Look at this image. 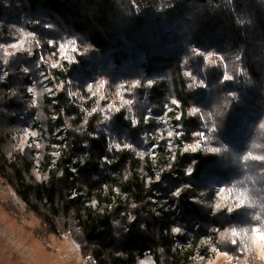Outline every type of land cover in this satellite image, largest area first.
<instances>
[{"label": "trees", "instance_id": "trees-1", "mask_svg": "<svg viewBox=\"0 0 264 264\" xmlns=\"http://www.w3.org/2000/svg\"><path fill=\"white\" fill-rule=\"evenodd\" d=\"M22 12L33 28L13 21ZM7 46L11 80L3 84L0 78L1 173L43 214L50 232H72L86 264H134L146 251L157 264H194L199 235L190 247L179 248L173 231L180 222L184 232L178 238L188 241L192 211L186 210L183 219L166 212L160 216L151 202L146 178H154L157 167L163 176L178 174L175 185L191 184L182 189L179 202L186 208L191 204L200 226L220 229L225 251L233 256L228 264H264L253 242L255 228L264 234V0H0V52ZM44 52L55 64L59 53L79 56L68 76L74 93L82 96L71 97L67 86L57 103L45 96L42 111L57 116L55 123L45 122L51 144L61 145L54 132L62 127L68 136L55 167L51 155L42 160L47 179L40 185L32 171V150L17 163H9L7 154L9 138L27 123L11 112L12 107L27 109L29 79L18 70L29 56L40 61ZM77 64L86 67L83 74L77 72L81 77L74 76ZM85 75L95 78L94 99L102 105L106 97L118 99L112 91L123 86L134 104L148 93L147 107L157 115L178 119L165 109L176 106L184 124L181 144L188 146L170 165L164 148L156 162L127 150L110 155L101 114L89 115L91 104L83 101L90 98ZM125 115L114 112L115 119ZM84 124L88 131H80ZM105 157L111 159L110 172L100 169ZM187 164L193 166L191 174L184 171ZM68 165L78 168L77 175ZM216 185L224 186V198L217 216L209 217V193ZM116 186L125 198L115 193ZM195 190L208 193V203L195 206ZM129 212H135L133 223ZM125 225L133 229L129 236L122 232ZM233 231L240 235L232 236Z\"/></svg>", "mask_w": 264, "mask_h": 264}, {"label": "rangeland", "instance_id": "rangeland-1", "mask_svg": "<svg viewBox=\"0 0 264 264\" xmlns=\"http://www.w3.org/2000/svg\"><path fill=\"white\" fill-rule=\"evenodd\" d=\"M52 46V45H50ZM66 49H72L69 46H67ZM8 50L6 47H3V51ZM82 52V53H81ZM81 53V54H80ZM2 54V53H1ZM79 56L84 54L83 51L78 52ZM4 56V53L2 54V57ZM59 61H67L70 64L77 63L79 56L74 57H64L63 54L59 53ZM48 58V57H47ZM51 58V57H50ZM5 59V57H4ZM9 60V59H8ZM49 60V59H48ZM52 62H55L51 58ZM29 60L27 59V62ZM3 62V61H2ZM49 63H47V66H49ZM79 65V64H77ZM32 67V73L36 74L35 69L33 68V65L30 64ZM61 66V65H60ZM54 68H57L59 66H56L53 64ZM86 69V67H83V69ZM81 69V72L83 74L84 70ZM60 70V69H59ZM38 74V73H37ZM1 75V71H0ZM78 77H81L80 74L77 75ZM58 86V90L61 91L65 86L69 87L70 96H76L79 93H74L72 86H74L75 82L72 78L68 80V82H64L60 85V83H56ZM96 84H86V90L88 93H90V98L88 102L91 104V111L89 115H91L94 111H99L101 114V120H104L106 124V128H102L103 131L107 132V134L111 137L112 141L114 142V150H127L131 152H136V156H145L147 151V131L144 133L143 136H135V133L132 134L129 130V128L124 124L121 123L119 120H115L114 118V112H121L124 111L127 113L128 117L126 118L125 123H129L132 125L131 130L135 127L138 129L139 127L142 128V131L144 132V128L139 125L138 117H141V115L144 114L147 110V103L142 102L140 99V96H138L137 103H131L130 100H128L127 91L123 88V86H115L112 93L120 94L118 99H110L109 97H106L105 99H108L107 105L101 104V99L99 97L95 100L94 95L96 94L95 91ZM97 88V87H96ZM55 89V87H54ZM47 91H51L52 88L46 89ZM55 89V91L52 93L56 97L57 93L59 92ZM45 93L44 90H40L38 93V107L37 112L38 118L41 120V122L44 124V133L41 137V144H40V158L37 147L34 148H28L25 151V154L22 155L24 158L28 154V150H32L33 153V164L34 169L33 175L35 177V182L42 185L46 181V174L40 170V167H38V160H40V164L45 156L51 155L52 147L51 144V135L49 134V128L45 125L46 119L48 118V113L44 114L42 111L43 106L45 105ZM82 96V94H79V98ZM84 101V99H83ZM25 105L27 107V110L31 112V106L30 103L25 99ZM141 108V109H140ZM180 116V115H179ZM32 118L27 119V123L24 124L23 128L21 130H17L16 132L21 133L19 134V138L17 143L12 142V137L9 138L8 146L10 148V152H8L9 155L15 154L16 155V149H23V147H28L29 140L28 136L29 134H24L23 132L26 131V126ZM177 122L175 124H172L170 122H166L165 124L161 121L159 123H155V127L152 128V130L159 128L160 130H156L157 134L159 135L158 140L161 142L162 147L166 145V150H173L176 149V144H179L181 142L180 138L185 133L184 130V124L176 119ZM80 131L84 130L86 131L87 128L84 125L79 126ZM33 131V130H32ZM155 132V133H156ZM35 134V133H33ZM123 138H126L125 145L120 144V140ZM121 138V139H120ZM205 142V139H203V142ZM188 145H183L182 149H185ZM151 148L148 146V152H151ZM36 152V153H35ZM8 157H12L9 156ZM154 154L152 153V156ZM21 156V155H19ZM140 158V157H139ZM170 167H168L169 170ZM193 171V166H191L190 174ZM189 173V171H188ZM162 179V178H161ZM2 180V181H1ZM168 181V182H167ZM0 183L2 184V190L0 196V264H86V259L82 253V246L80 242L77 241V239L74 238L71 231L68 230H59L57 234H54L50 232L46 224H44V220L42 217V213L34 208V205L30 204V209H28L24 203L22 198L17 194L16 189L13 187L11 181L6 178L0 170ZM157 185L160 186L159 191H155V189L152 191V194H155V198L151 199V202L155 203H161L165 204L166 206L169 205L167 203V195L173 192L174 196H179L180 193V185H175L173 181L166 180L165 182L160 180V182H156ZM182 186V185H181ZM224 191L225 188L222 185H216L212 190L210 194H213V198L211 199V203H209L208 207L209 215H213L216 217L219 205L221 201L224 198ZM182 192V190H181ZM200 192V191H199ZM194 191V194L197 195L196 197V203L194 202L195 206H200L199 201L207 202L210 200V196L205 194L204 192ZM210 192V191H209ZM19 196V197H18ZM165 198V199H163ZM174 198V197H173ZM172 200H175L173 199ZM178 208L176 209V215H179V210L182 209L181 203H177ZM204 206V205H202ZM162 207V206H161ZM171 207V206H168ZM172 210H175L174 205L172 206ZM184 215H186V211H184ZM192 216V215H191ZM129 223H133L136 220L135 212H132V218L127 219ZM79 224V223H78ZM77 224V225H78ZM128 226H123L122 232L126 234V228ZM131 233L133 231L132 227ZM175 228H179L180 231L176 232L174 231V234H182L184 232V225H181L180 222H178V226ZM174 228V229H175ZM210 226L204 225L202 232L200 233L202 237V246L201 249L204 253H209V259L202 260V256L198 255L197 260L195 261V264H228L232 259L233 256L229 252L225 251L223 242L221 240V232H218L214 229H209ZM79 229V228H78ZM257 228L254 229L253 234V242L255 245V251L257 254V258L264 260V241H261L258 239L257 236ZM207 234V235H205ZM209 234V235H208ZM215 234V235H214ZM218 234V235H217ZM262 234V233H261ZM206 237H205V236ZM216 236V241L212 244L209 243V237ZM180 242V240H178ZM223 247L221 248V246ZM206 251V252H205ZM138 264H154V261L149 257H143L138 261Z\"/></svg>", "mask_w": 264, "mask_h": 264}, {"label": "built area", "instance_id": "built-area-1", "mask_svg": "<svg viewBox=\"0 0 264 264\" xmlns=\"http://www.w3.org/2000/svg\"><path fill=\"white\" fill-rule=\"evenodd\" d=\"M13 21L16 22L17 24H24L25 26L27 25L29 28H33L32 27L33 26L32 19L26 13L22 12L19 16L14 17ZM18 41L21 43L22 39L19 38ZM8 47L9 46H7V49H8ZM24 50H25L24 52H26V54H31V52L28 51L27 48H25ZM78 52H79V50H78ZM3 53H4V56L2 57ZM3 53L1 54V52H0V62L2 64L0 78H1V82L3 84H9V81L11 80V76H10L9 70L7 69L6 65L8 63L9 57L12 55V51H10L8 49V50L3 51ZM4 57H5V59H4ZM48 62H50L49 66H47ZM30 64L33 65V68L35 69L36 74L32 73V67L30 66ZM53 64H55V63L52 62L51 58H49V57L47 58V53L44 52V54L41 55L40 61L35 59V57L32 56V55L29 56V61L28 62H22L21 66H20V69L18 70V73L24 74L29 79V85L27 87V91H26L27 93H26L25 99L30 103V106L34 110L33 111L31 110V112H29L27 109L19 110L17 107H12L11 108V112L13 113V115L16 118H19L20 120H23V121H25V120H27L29 118L30 119L32 118V120L26 126V131L23 132L26 135L29 134V136H28V140H29L28 147H23V149L17 148L16 149V155L15 154L9 155L10 153L7 154V159L9 160V163H17L19 158L23 157L22 155L25 154L26 149L34 148V147L38 148V151H36V152L39 153V157H37V159L40 158V151L39 150H40V144H41V137L43 136V133H44V124L38 118V113L34 112V111H37L35 109H37V107H38V100H37L38 93H39V91L41 89L44 90V93H45L46 97L51 98L53 100V103H57V101L59 100L61 95H60V91L58 90V86H57L56 83L58 82V83L61 84V82L65 78V75L67 76L66 82H68V80L70 79V77L68 76V72L70 70V65H71L70 63H68L67 61H62L60 63L59 62L56 63L55 64L56 66L61 65L62 68L60 70H62L63 74L62 75L59 74V75H57L55 77H54V75H55L54 72L55 71H60V70H59V67L54 68ZM81 69H83L82 65L81 64L77 65V70H76L75 75H74L75 77L78 75L77 72L81 71ZM83 80H84L85 84H91V85L96 84L95 78L93 76H91V75H85L83 77ZM50 87L52 88V90L51 91H47L46 89H48ZM54 87H55L56 90L59 91L56 94L57 95L56 97L54 96V94H52L55 91ZM72 92H74V91H72ZM25 99H24V101H25ZM140 99L142 100V102L147 103L148 100L150 99V95L148 93H141ZM88 101L89 100L84 98V102H88ZM84 109H85V107H83V110ZM152 109L153 108L150 107V106L147 107L146 112H144V114H143V118L140 119V117H138L137 121L139 122V125L144 128V130H145L144 132L142 131L141 127H139L138 129H136L134 127L133 130L130 129V128H132V125H130L129 123H125L126 122V118L128 117V115H125L124 118L117 117L115 120H119V121H121V123H124L129 128V130H130V132L132 134L135 133L136 137L138 135L139 136H143L144 133L147 131L148 133L146 134L147 135V141H146V145H147L146 149H147V151H146V155L151 160H154L156 162L158 159H160L161 151H163V148H164V152L166 153V156H167V159H166L167 160L166 161L167 165H170L171 162L174 160L175 153L178 150H181L183 145L181 144V142H179V144H176L175 151L166 150V145L167 144L162 147L161 142L158 140L159 135H157L155 133V131H151L152 129L150 130V126H151V123H153V121L155 123H159V122L162 121L164 124L166 122H170L171 121L172 124H175L174 121L176 119L172 118V117H167V116H164V115L163 116L157 115V114L154 113V111ZM165 109L169 110V111H172V112H175L177 117H179V115H180V111L178 110V108L176 106H172L170 104H166L165 105ZM56 121H57V116L56 115H49L48 118H47L48 124L55 123ZM105 124L106 123L104 122V128H106ZM86 131H88V128H87ZM33 133H35V134H33ZM103 133L106 135V139H107V143H108V149H109L108 152H109L110 155L111 154L113 155V153H114V146H113L114 142L112 141L111 137L107 134V132L103 131ZM19 134H21V133L15 132L11 136L12 137V142H16L17 143L18 138H19ZM54 136H56L57 137L56 139H58L61 142V145H53L52 144L51 156L53 157V160H52V166L53 167H55L57 165V163H58L59 157L61 155V148H65L64 144H66L65 139L68 136V128L62 127L60 129L56 130L54 132ZM121 138H120L121 139L120 140V144L125 145L127 139L123 138V137H121ZM86 145L90 146V143H86ZM148 146L152 149L151 152H148ZM161 147H162V149H161ZM133 153H136V152H133ZM152 153L154 154L153 156H152ZM8 155L12 156V157H8ZM19 155H21V156H19ZM39 162H40V160H38V164H37L38 167L41 166V164ZM110 163H111L110 157H105L104 161L100 164V169H102V170L105 169L106 172H110V165H111ZM106 164H108V165H106ZM68 167L70 168V171L72 173L77 175L78 168L75 165H68ZM190 169H191V165H189V164L185 165L184 171L186 173H188V171L190 173ZM153 171H154V178L149 177V176L146 178L147 188L151 189L152 191L154 189H155V191H159V189H161L160 186L157 185V183H156V182H160V180H161V182L162 181L165 182L166 180L174 181V180H176V178L178 179V174H175V173L172 174V175L169 174V175L163 176L162 175L163 171L160 168H158V167L155 168ZM167 171L170 172L172 170H171V168H169V170H168V167H167ZM167 173L168 172H166L165 174H167ZM153 179L155 181L154 185H156V186L153 185ZM2 187L3 186L0 183V196H1V193L3 192ZM179 188H180V193H182L181 190L185 189V188H191V184L184 183ZM121 189L122 188L120 186H116L114 188V191H115L116 194L121 195L122 198H125V194L122 192ZM74 196L76 197V195H74ZM180 197H181V194L179 196H174L173 192L167 195V197H166L167 200L166 201H168L167 203H169L168 206H171V207H168L165 204H162L163 202H161V203L152 202V203L157 206V209H158L157 210V215H160V216L162 215L163 212H166L168 214L172 213L173 216H177V217L183 219L185 217L183 210L184 211H186V210H191L192 211V213H191L192 216L189 218V220H191L189 224H191L193 229H190V231L187 234L188 237H189L188 241H186V243H183L178 238V235H176L177 237L175 238V240H176V246H178L179 248L190 247L192 240L195 239V236L199 235V237H200L199 239H200V242H201L199 247H198L199 250L197 251L196 255L192 258L193 263L195 264V261L197 260V256L198 255L202 256V260L209 259V253H204V252L201 253L200 252V250H202L201 249V246H202V240L201 239L203 237V236L200 235V233L202 232L201 230L203 229L204 225H202V226L199 225V219L197 218L195 212L193 211V207L191 206V204H189L187 206L188 209L186 207H184V205H183L182 206L183 210H179V215H176V212H177L176 209L178 208V204L177 203L179 202V198ZM152 198H155V194H153L151 199ZM172 198L175 199V200H172ZM163 199H165V198H163ZM23 203L28 209H30L29 202L23 200ZM91 204L94 205V206L96 205L95 202L94 203L92 202ZM173 205L175 207V210H172V206ZM128 216L130 218H132V212H129ZM213 216H214V214L213 215H209V217H213ZM209 229H214V230H217L218 232L220 231V229L218 227L215 228L213 226H210ZM129 231H130L129 228H126V234L125 233L124 234L129 236V234H130ZM205 235H207V234H205ZM178 240H180V242H178ZM215 241H216V236H212V237L210 236L209 237V243L210 244H211V242L213 244ZM143 257H149V258H151L154 261V264H157L154 254L151 253L150 251H146L141 256H139L136 259V262L134 264H138V261L140 259H142Z\"/></svg>", "mask_w": 264, "mask_h": 264}, {"label": "snow or ice", "instance_id": "snow-or-ice-1", "mask_svg": "<svg viewBox=\"0 0 264 264\" xmlns=\"http://www.w3.org/2000/svg\"><path fill=\"white\" fill-rule=\"evenodd\" d=\"M101 84H103V82H101ZM213 151H218V149H213ZM232 236H238L240 235L239 232H236V231H233L231 233ZM257 236H258V239L261 240V241H264V234H261L260 230L258 229L257 230ZM233 243H238L237 241H233Z\"/></svg>", "mask_w": 264, "mask_h": 264}, {"label": "clouds", "instance_id": "clouds-1", "mask_svg": "<svg viewBox=\"0 0 264 264\" xmlns=\"http://www.w3.org/2000/svg\"><path fill=\"white\" fill-rule=\"evenodd\" d=\"M230 95H234V94L233 93H230ZM173 231L179 232L180 229L179 228H175V229H173Z\"/></svg>", "mask_w": 264, "mask_h": 264}]
</instances>
